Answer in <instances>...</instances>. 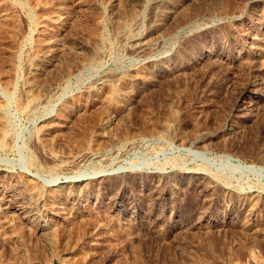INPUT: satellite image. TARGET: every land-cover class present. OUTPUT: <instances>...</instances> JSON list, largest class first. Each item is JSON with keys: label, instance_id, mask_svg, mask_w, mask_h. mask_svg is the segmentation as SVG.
<instances>
[{"label": "rangeland", "instance_id": "obj_1", "mask_svg": "<svg viewBox=\"0 0 264 264\" xmlns=\"http://www.w3.org/2000/svg\"><path fill=\"white\" fill-rule=\"evenodd\" d=\"M0 264H264V0H0Z\"/></svg>", "mask_w": 264, "mask_h": 264}]
</instances>
